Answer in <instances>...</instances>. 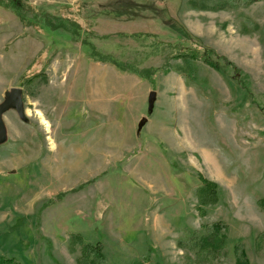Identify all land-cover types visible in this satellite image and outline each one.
Returning <instances> with one entry per match:
<instances>
[{
    "label": "rangeland",
    "instance_id": "1",
    "mask_svg": "<svg viewBox=\"0 0 264 264\" xmlns=\"http://www.w3.org/2000/svg\"><path fill=\"white\" fill-rule=\"evenodd\" d=\"M1 1L0 260L201 264L179 243L221 223L205 264H264V0Z\"/></svg>",
    "mask_w": 264,
    "mask_h": 264
},
{
    "label": "trees",
    "instance_id": "2",
    "mask_svg": "<svg viewBox=\"0 0 264 264\" xmlns=\"http://www.w3.org/2000/svg\"><path fill=\"white\" fill-rule=\"evenodd\" d=\"M3 2L0 0V5ZM239 4V3H238ZM236 3H234V6ZM12 6L17 8L18 4L15 1H12ZM232 6V7H234ZM201 8H203L201 6ZM220 6L213 8V10H218ZM208 9V8H207ZM48 26L52 27L50 22ZM178 56L181 58H192L195 59L197 55H194L193 52L188 51L187 49L177 48ZM209 56V55H208ZM223 58H221L222 60ZM207 64L213 66L215 69H219V63L217 61H213L212 58L206 59ZM113 64L119 70H125L124 67L121 66L118 62H113ZM182 74L186 73L183 70H179ZM131 72L138 74L143 79H149L148 76H145L143 72H136L131 70ZM192 79H194V74L191 73L189 75ZM202 187L198 191L199 193V201L203 206L204 204H217L219 201L218 197V187L216 184L210 183L201 178ZM204 234H201L199 231L188 232L187 237L179 243V246L186 250V255L189 257L192 252L196 257V261L201 264L205 263H213L217 256L227 255V243H228V234L226 228L220 223L213 224L211 227H204ZM264 239V235H260L258 237L257 242L260 244ZM236 252L239 254L237 263L238 264H248L246 252L241 244L236 245ZM192 257V256H191ZM0 264H18L14 259L8 260L2 258L0 260ZM132 264H145L143 261H135Z\"/></svg>",
    "mask_w": 264,
    "mask_h": 264
},
{
    "label": "water",
    "instance_id": "3",
    "mask_svg": "<svg viewBox=\"0 0 264 264\" xmlns=\"http://www.w3.org/2000/svg\"><path fill=\"white\" fill-rule=\"evenodd\" d=\"M22 90L21 89H14L7 95L6 100L0 105V142L3 140L5 135L4 123H3V116L5 113L11 109H17L19 115L21 117L25 116V109L22 97ZM157 101V93L152 91L149 95L148 100V112L152 114L155 108V104ZM147 123V119L144 118L139 124L138 133L140 134L144 125Z\"/></svg>",
    "mask_w": 264,
    "mask_h": 264
},
{
    "label": "bare ground",
    "instance_id": "4",
    "mask_svg": "<svg viewBox=\"0 0 264 264\" xmlns=\"http://www.w3.org/2000/svg\"><path fill=\"white\" fill-rule=\"evenodd\" d=\"M39 117L42 120V124H44L46 127H49L48 123L44 120V118L42 116H39Z\"/></svg>",
    "mask_w": 264,
    "mask_h": 264
}]
</instances>
